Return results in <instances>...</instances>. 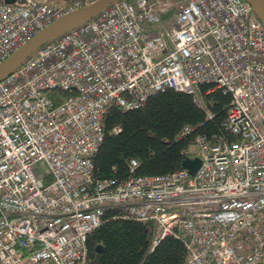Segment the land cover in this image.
Returning a JSON list of instances; mask_svg holds the SVG:
<instances>
[{"label": "built area", "instance_id": "1", "mask_svg": "<svg viewBox=\"0 0 264 264\" xmlns=\"http://www.w3.org/2000/svg\"><path fill=\"white\" fill-rule=\"evenodd\" d=\"M83 2H0V64ZM199 84L230 94L234 139L197 136L195 175L94 179L111 106ZM108 209L153 222L151 248L181 238V264H263L264 26L246 1L116 0L0 81V264H87Z\"/></svg>", "mask_w": 264, "mask_h": 264}, {"label": "trees", "instance_id": "2", "mask_svg": "<svg viewBox=\"0 0 264 264\" xmlns=\"http://www.w3.org/2000/svg\"><path fill=\"white\" fill-rule=\"evenodd\" d=\"M210 88L199 84L194 94L159 92L137 109L111 106L104 117L103 140L93 156L94 179L123 182L131 175L169 174L194 156L197 136L233 140L225 126L231 96ZM194 96L204 107L193 101ZM184 128L192 131L181 136ZM133 161L137 162L134 174ZM101 221L86 241L87 264H181L188 257L182 239L174 236L151 248L155 232L151 221L124 219L112 209L105 211Z\"/></svg>", "mask_w": 264, "mask_h": 264}, {"label": "water", "instance_id": "3", "mask_svg": "<svg viewBox=\"0 0 264 264\" xmlns=\"http://www.w3.org/2000/svg\"><path fill=\"white\" fill-rule=\"evenodd\" d=\"M4 3L13 4L17 0H2ZM116 0H95L91 4L70 13L66 17L48 25L39 31L26 44L15 51L10 57L0 64V81L13 72L33 51L45 42L54 39L69 28L90 20L99 11L106 8ZM264 26V0H244ZM201 164L199 157H187L182 162V168L186 169L191 176L195 174Z\"/></svg>", "mask_w": 264, "mask_h": 264}, {"label": "rangeland", "instance_id": "4", "mask_svg": "<svg viewBox=\"0 0 264 264\" xmlns=\"http://www.w3.org/2000/svg\"><path fill=\"white\" fill-rule=\"evenodd\" d=\"M68 0H54L51 1V3H55V4H61V3H67ZM95 0H84L83 3H87V5L91 4L92 2H94ZM134 1V0H133ZM155 27H158V24H155Z\"/></svg>", "mask_w": 264, "mask_h": 264}]
</instances>
